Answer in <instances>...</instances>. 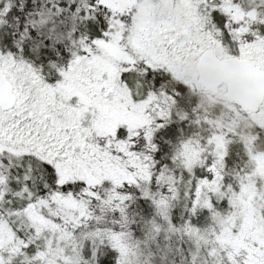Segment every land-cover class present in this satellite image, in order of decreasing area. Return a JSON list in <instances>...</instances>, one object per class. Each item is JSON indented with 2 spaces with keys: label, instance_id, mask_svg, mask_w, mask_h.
<instances>
[{
  "label": "snow or ice",
  "instance_id": "obj_1",
  "mask_svg": "<svg viewBox=\"0 0 264 264\" xmlns=\"http://www.w3.org/2000/svg\"><path fill=\"white\" fill-rule=\"evenodd\" d=\"M0 264H264V0H0Z\"/></svg>",
  "mask_w": 264,
  "mask_h": 264
}]
</instances>
